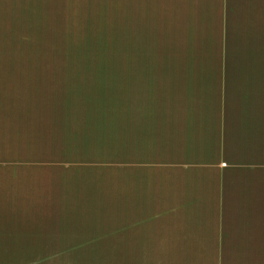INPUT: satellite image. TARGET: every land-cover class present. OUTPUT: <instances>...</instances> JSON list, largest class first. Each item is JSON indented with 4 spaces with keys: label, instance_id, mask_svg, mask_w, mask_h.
<instances>
[{
    "label": "crops",
    "instance_id": "crops-1",
    "mask_svg": "<svg viewBox=\"0 0 264 264\" xmlns=\"http://www.w3.org/2000/svg\"><path fill=\"white\" fill-rule=\"evenodd\" d=\"M132 2L127 29L199 52L115 56L127 57L126 80L50 72L51 56L0 54V253L80 239L71 246L79 252L264 264V53L226 50L248 44L250 30L264 45V0ZM4 4L0 23L13 24L0 28H21ZM80 167L99 170L95 201L79 205L97 225L47 232L63 215L55 207L67 205L63 185L84 184L87 173L68 170Z\"/></svg>",
    "mask_w": 264,
    "mask_h": 264
},
{
    "label": "rangeland",
    "instance_id": "rangeland-1",
    "mask_svg": "<svg viewBox=\"0 0 264 264\" xmlns=\"http://www.w3.org/2000/svg\"><path fill=\"white\" fill-rule=\"evenodd\" d=\"M132 1L1 0L5 3L2 5V9L4 6L7 7L6 10L9 8L16 9V16L14 14L12 18L22 17V24L16 25L23 26L18 29L0 28V54L51 56L49 61H45V65L50 66V72H53L54 69L64 70L75 76L73 72H77L79 69L85 75L92 71L108 70L117 73L115 75L119 76L120 80H126L127 57L116 58L115 56L199 52V47H193L190 44H175L174 40L162 39L159 35L160 31L144 30L142 32V30L127 29L128 11H133L136 8V4ZM247 5L248 8H251L250 3ZM146 8L149 9L150 6L147 5ZM12 24V22H3L0 23V27L11 26ZM247 41L248 44L246 45L226 47V50L228 48L231 52L247 54L264 53V45L253 43L255 41L254 31H248ZM105 46L108 47L106 52L101 50ZM223 49L221 52L224 51ZM59 56H63V58H59ZM39 64L42 65L44 62L40 61ZM41 69L42 66H40ZM91 78L94 80L96 76H91ZM73 92L67 93L66 96L72 97ZM95 160L102 159L97 156ZM84 169L88 171H84ZM91 169L85 167L68 169L69 173L74 171L87 173L83 177L84 184H70L68 182L63 185L62 197L58 194L62 200L66 201L67 205L55 207V214L61 210L63 215H58L54 223L47 222L43 225L46 228L49 226L47 232L77 234L82 231L94 230L93 227L97 223L87 220L88 207L79 206L80 204H88L87 201L90 203L95 201L94 186L97 185L99 170L93 171ZM100 175L104 177L108 173L107 171H100ZM102 183L109 182L102 181ZM120 187L117 188V191ZM71 201L77 203L80 201V203L71 205ZM117 208L119 209L120 206ZM46 217L49 216H39L41 219ZM63 218L65 221L62 220ZM57 241H66L65 244L71 247L78 245L80 239H57ZM99 244L105 245L104 243ZM70 247L49 248V252H1L0 264H190L188 255L105 252L106 249H110L109 247L84 248L103 249L104 252H79L78 250L81 248ZM68 249H74L77 252H64ZM239 256L241 255H222V259L224 257L227 262H230L231 258L238 260Z\"/></svg>",
    "mask_w": 264,
    "mask_h": 264
},
{
    "label": "trees",
    "instance_id": "trees-1",
    "mask_svg": "<svg viewBox=\"0 0 264 264\" xmlns=\"http://www.w3.org/2000/svg\"><path fill=\"white\" fill-rule=\"evenodd\" d=\"M107 49H108V47H107V46H105V47H102V48H101V50H103L104 52H106V51H107Z\"/></svg>",
    "mask_w": 264,
    "mask_h": 264
}]
</instances>
